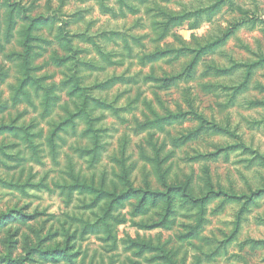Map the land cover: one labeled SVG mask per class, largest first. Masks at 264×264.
Instances as JSON below:
<instances>
[{
    "label": "rangeland",
    "instance_id": "1",
    "mask_svg": "<svg viewBox=\"0 0 264 264\" xmlns=\"http://www.w3.org/2000/svg\"><path fill=\"white\" fill-rule=\"evenodd\" d=\"M0 264H264V0H0Z\"/></svg>",
    "mask_w": 264,
    "mask_h": 264
}]
</instances>
